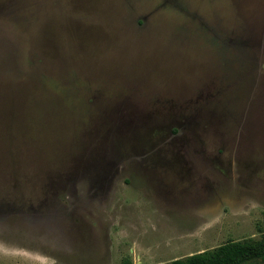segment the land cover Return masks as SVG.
<instances>
[{
    "label": "rangeland",
    "instance_id": "374dc122",
    "mask_svg": "<svg viewBox=\"0 0 264 264\" xmlns=\"http://www.w3.org/2000/svg\"><path fill=\"white\" fill-rule=\"evenodd\" d=\"M263 237L264 0H0V264Z\"/></svg>",
    "mask_w": 264,
    "mask_h": 264
},
{
    "label": "trees",
    "instance_id": "16d2710c",
    "mask_svg": "<svg viewBox=\"0 0 264 264\" xmlns=\"http://www.w3.org/2000/svg\"><path fill=\"white\" fill-rule=\"evenodd\" d=\"M169 264H264V237L260 240L229 242L217 249Z\"/></svg>",
    "mask_w": 264,
    "mask_h": 264
}]
</instances>
